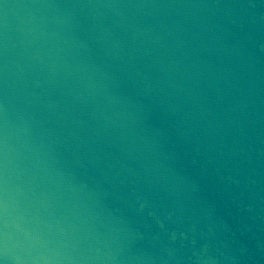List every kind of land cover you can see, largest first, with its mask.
I'll return each mask as SVG.
<instances>
[{
	"label": "water",
	"instance_id": "water-1",
	"mask_svg": "<svg viewBox=\"0 0 264 264\" xmlns=\"http://www.w3.org/2000/svg\"><path fill=\"white\" fill-rule=\"evenodd\" d=\"M0 264H264V0H0Z\"/></svg>",
	"mask_w": 264,
	"mask_h": 264
}]
</instances>
